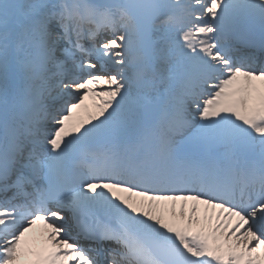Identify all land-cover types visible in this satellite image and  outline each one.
Instances as JSON below:
<instances>
[{
	"label": "snow or ice",
	"instance_id": "1",
	"mask_svg": "<svg viewBox=\"0 0 264 264\" xmlns=\"http://www.w3.org/2000/svg\"><path fill=\"white\" fill-rule=\"evenodd\" d=\"M0 264H264V0H0Z\"/></svg>",
	"mask_w": 264,
	"mask_h": 264
},
{
	"label": "rangeland",
	"instance_id": "2",
	"mask_svg": "<svg viewBox=\"0 0 264 264\" xmlns=\"http://www.w3.org/2000/svg\"><path fill=\"white\" fill-rule=\"evenodd\" d=\"M86 105L88 106L89 109L94 110V109H92L93 101L91 98H89V100L86 101ZM82 114L86 115V112L82 111ZM169 209H170V205H169ZM177 211H179V206H177ZM41 231H42V225L38 223L36 226L34 235L39 236Z\"/></svg>",
	"mask_w": 264,
	"mask_h": 264
}]
</instances>
